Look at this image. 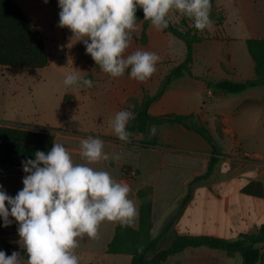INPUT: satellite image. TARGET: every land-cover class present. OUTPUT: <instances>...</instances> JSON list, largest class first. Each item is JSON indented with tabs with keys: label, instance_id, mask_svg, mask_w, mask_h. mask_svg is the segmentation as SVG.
Segmentation results:
<instances>
[{
	"label": "crops",
	"instance_id": "1",
	"mask_svg": "<svg viewBox=\"0 0 264 264\" xmlns=\"http://www.w3.org/2000/svg\"><path fill=\"white\" fill-rule=\"evenodd\" d=\"M14 1L44 34L50 59L51 55L55 54L63 59L62 51L70 53L71 58L68 68L63 73L61 71L45 73L44 71L52 68L51 61L44 69L8 73L7 79L12 86L17 87V93L22 88H27L31 92V103H36L44 114L39 116V119L36 116H18L12 107V115L0 114L2 122L32 125L40 129L38 132L53 134L54 142L61 143L67 148L74 163L86 162L80 155L82 138L91 136L103 140L104 151L109 154L110 159L89 166L107 171L118 182H125L130 186L129 198L135 201L138 208V217L131 228L135 230L139 228L141 205L152 204L153 238L158 237L169 223H172V231H176L177 235H205L227 241H237L241 236L253 234L264 226V199L243 193L246 185L264 179V168H258L253 164L256 161H264V157L261 154H256L257 158L253 157L243 148L242 140L252 137L254 123L244 119L252 113L242 111V107L248 104L245 98H241V104L225 107L222 102L228 95L213 94L205 83L213 80L192 73L174 80L164 94L150 106L149 114L152 117L171 114L194 116L200 123L206 125L217 142L221 149L219 163L209 177L195 181L197 177L206 173L212 156L211 146L196 132L179 124L151 123L145 134L136 135L131 138L130 143H125L117 138L110 126V120L115 113L125 110L126 104L132 102L139 105L145 94L147 96L157 94L160 90L157 89L159 82L154 91L146 92L142 91L144 83L132 80L128 72L122 77L112 78L109 74L98 71L91 56L86 54L83 42L76 41L68 28L60 29L62 32L60 37H55L51 33L48 37L45 27H41L44 16L36 15V12L40 11L39 3L44 0ZM47 3L58 6L54 0H48ZM50 27L58 28L56 24H51ZM259 32L254 27L249 28L250 37L247 39H264V30ZM247 39L242 41L246 44ZM233 41L238 40L220 42L228 44L229 47ZM224 50L209 69L211 74L219 78L218 81H247L255 78V63L252 59L253 64L243 79H230L239 74L236 67L230 69L224 65L226 58L230 56L228 50ZM74 69L84 71L85 78L90 79L93 86L91 88L81 85L64 86L66 74ZM177 82H183L185 88H172ZM245 93L246 91L240 95ZM48 106L56 113L46 114ZM153 126L156 129L154 135L150 133ZM117 155L120 157L119 161L111 158ZM221 162L227 163L229 167L220 172L223 174L222 178L219 176L216 178L215 174ZM243 165L245 166L242 167ZM4 170L6 173H0L2 179L19 183H22L26 175L12 168ZM241 178H245V183H234ZM22 188L12 191L11 196L14 197ZM189 193L190 199L179 211L181 202ZM215 204H221L219 205L222 208L221 214L211 213ZM9 219L12 223L4 227L3 219L0 218V250L2 246L9 245L11 252H20L22 256L18 224L14 218ZM118 225L119 223L104 221L100 225L98 239H90L87 236L80 239L79 247L75 250L79 264H131V255L107 253ZM210 225L214 226L212 230L209 228ZM3 241L9 242L5 244ZM225 260L226 254L223 251L201 247L188 248L171 256L164 264H223Z\"/></svg>",
	"mask_w": 264,
	"mask_h": 264
},
{
	"label": "clouds",
	"instance_id": "2",
	"mask_svg": "<svg viewBox=\"0 0 264 264\" xmlns=\"http://www.w3.org/2000/svg\"><path fill=\"white\" fill-rule=\"evenodd\" d=\"M45 3L48 0H44ZM59 27L68 28L76 41H82L86 54L112 78L130 69V77L144 82L156 71L160 57L137 49L130 54L133 33L139 30L138 7L143 19L157 30L169 25L170 13L178 12L193 21L199 31L210 29L211 0H58ZM72 62V61H71ZM85 72L74 69L66 74V87L81 85L91 88L93 82ZM135 118L129 110H119L110 120L117 138L131 142L128 124ZM155 127L150 129L155 134ZM80 155L85 163H74L72 155L61 143H53L47 152L36 151L35 159L22 161L23 188L13 197L0 185V218L8 227L14 218L27 260L20 252L7 255L0 250V264H79L75 250L79 240L87 236L99 238L104 221L131 226L138 208L130 199L131 188L118 182L103 170L89 165L109 160L104 141L96 137L82 138ZM114 158L119 161L117 155Z\"/></svg>",
	"mask_w": 264,
	"mask_h": 264
},
{
	"label": "trees",
	"instance_id": "3",
	"mask_svg": "<svg viewBox=\"0 0 264 264\" xmlns=\"http://www.w3.org/2000/svg\"><path fill=\"white\" fill-rule=\"evenodd\" d=\"M58 3V0H54ZM214 0H211L213 2ZM137 22L143 20V11L138 7ZM174 37L184 42L188 52L186 59L173 68L165 77L157 94L147 96L142 102L126 104L125 110L135 113V118L127 126L128 131L136 135L145 134L151 123L179 124L188 130L200 135L212 149V156L205 174L195 181L209 177L219 163L221 149L214 140L205 124L200 123L194 116L165 115L152 117L149 114L150 106L157 101L170 84L185 75H192L191 52L192 46L202 40L201 36L183 32L169 21L165 29ZM247 48L255 63V78L247 81H205L207 88L215 95L240 94L249 89L264 85V39L254 38L246 40ZM50 65V55L44 34L37 28L31 19L24 13L14 0H0V66L9 68L44 69ZM95 67L99 65L94 64ZM135 102V101H134ZM54 143V135L29 131L25 129L0 126V170L16 169L21 174L22 161L35 159L36 151L47 152ZM243 193L264 199V183L253 181L246 185ZM190 193L180 204L181 211L188 200ZM152 204L145 203L140 208V224L137 230L130 226L116 228L113 240L109 243L107 253L113 255L127 254L132 256L131 264H164L171 256L181 253L188 248H201L223 251L228 257L239 255L242 264H264V253L261 245L264 244V226L253 234L241 236L237 241H227L213 236L175 235L171 236L172 223L163 228L158 237H152L153 222L151 218ZM162 243L167 245L160 249ZM1 250L11 255V246L4 245ZM152 254L150 258L148 255ZM22 256H27L22 250Z\"/></svg>",
	"mask_w": 264,
	"mask_h": 264
},
{
	"label": "rangeland",
	"instance_id": "4",
	"mask_svg": "<svg viewBox=\"0 0 264 264\" xmlns=\"http://www.w3.org/2000/svg\"><path fill=\"white\" fill-rule=\"evenodd\" d=\"M211 5L210 18L213 21V24L210 29H205L204 31L197 30L191 19L180 15L178 12L170 13L168 20L175 26L179 27L181 31L187 33L190 32L191 35L196 34L202 38L200 42H197L192 46L190 68L193 74L209 80L218 81L219 78L214 74H211L209 69L213 67V64L220 58L222 52L225 51L224 49H227L230 56L229 58H226L224 65L230 69L233 66L236 67L237 73L239 74V76H232L230 79H243L246 71L252 66L253 61L248 53L246 44L242 40L250 37L248 36L249 28H256L258 33H260L259 30H264V0H214L211 2ZM39 10L38 13L36 12V15L38 17L40 15L44 16L41 27H45V33L48 37L49 33L55 37H60L62 35V32L60 31L61 27L57 24L59 23V7L43 1L39 3ZM137 23L139 25V30L133 33L131 46L127 50V54L140 49L156 53L160 57V60L156 64L155 73L146 81L140 82L133 78L131 79L137 83H144L142 91L145 90L146 92H151L156 89L158 82L159 87L157 89L161 88L165 75H168L173 68L177 67L186 59L188 49L184 42L174 37L165 29L157 31L151 25L150 21L143 19ZM51 24H56L58 28L50 29ZM230 39L238 41H233L229 47L228 44L225 45L221 43L224 41H230ZM61 53L64 55L63 59L58 57L57 54L51 55L50 61L52 63V68L44 71L45 73H53L55 71H61L63 73L66 71L69 66L68 63L70 62L71 54L67 51H62ZM96 68L98 71H102L100 67ZM20 72H31V70L27 68H9L0 66V114H5V116L9 114L12 115L13 111H15L18 116L41 117L44 113L36 103H31V92L28 91L27 88H22V90L17 93V87L12 86V83L7 79L8 73ZM125 72L130 73V69ZM172 88H185V85L183 82H177ZM15 92L16 94H14ZM226 98L227 99L222 102L225 107L241 104V98L247 100L248 104L242 107V111L252 113L250 116H245L244 119L251 120L252 122L254 121V123L252 126V137L242 140L243 148L253 157H256V154H261L264 157V85L255 89H250L246 91L244 95L233 94L228 95ZM204 99L208 100L206 97H204ZM12 107L13 111H11ZM52 112V108L48 106L46 114H52ZM53 113H56V111ZM57 113L59 114V112ZM0 126L15 127L36 132L40 131L39 128L32 125L19 123L13 124L11 122L5 123L2 122V120H0ZM253 164L258 168H264V161H256L253 162ZM244 166L245 165L242 167ZM228 167L227 163L221 162L218 166V171L215 174L216 178H218V176L219 178H222L223 174L220 172H224ZM0 173H6V171L2 169L0 170ZM245 181V178H241V180H236L234 183H245ZM261 182L264 183V179L261 180ZM213 184L216 183L213 182ZM0 185H2L3 190L11 196V192L21 189L23 183L9 179H2L0 177ZM219 205L221 204H215L211 213L214 212L215 215L221 214L222 208ZM230 215H232V211L230 212ZM213 227V225L209 226L211 230ZM214 229H216V227ZM175 235H177V232L172 231L171 236ZM228 241L233 242L232 240ZM3 242L8 244L9 241ZM166 245V243H162L160 249ZM261 249L264 253V244L261 245ZM151 256L152 254H149L148 258ZM223 264H242V258L239 255H236L235 257H228L226 255V260Z\"/></svg>",
	"mask_w": 264,
	"mask_h": 264
}]
</instances>
